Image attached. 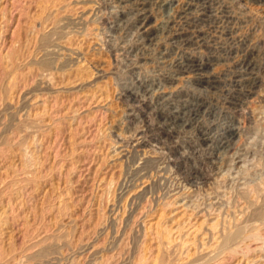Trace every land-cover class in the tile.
Wrapping results in <instances>:
<instances>
[{"label": "rangeland", "instance_id": "374dc122", "mask_svg": "<svg viewBox=\"0 0 264 264\" xmlns=\"http://www.w3.org/2000/svg\"><path fill=\"white\" fill-rule=\"evenodd\" d=\"M40 1L0 0V264H264L260 241L247 240L248 250L246 243L229 247L234 253L215 241L222 221L230 227L260 204L252 196L243 201L241 191L255 186L264 193V0H217L224 6L219 19L213 27L203 23L204 39L193 44L168 34L187 27L181 12L191 2L198 9L197 0H50V9ZM142 8L160 30L153 41L138 28ZM54 19L81 20L82 29L45 56L49 51L39 53L37 45ZM11 50L14 79L5 75ZM249 52L259 66L248 80L259 84L233 103V75ZM44 58L68 63L71 73L55 74L46 95H27L40 101L28 115L20 107ZM185 58L205 62L217 85H198L192 73L179 72L176 63ZM196 99L207 106L194 117L187 109ZM260 223L253 233L264 236Z\"/></svg>", "mask_w": 264, "mask_h": 264}, {"label": "bare ground", "instance_id": "6f19581e", "mask_svg": "<svg viewBox=\"0 0 264 264\" xmlns=\"http://www.w3.org/2000/svg\"><path fill=\"white\" fill-rule=\"evenodd\" d=\"M46 1H48V2H46ZM57 1V0H56ZM116 1V0H115ZM162 3H164V2H166V1H169V0H160ZM197 1H199V6H198V9H196V10H194V11H192V2L189 4V3H187V5H186V8L181 12V15H180V19H183V22L185 23V25H187V27H182L181 26V28H176V30H174V31H172V32H170L169 34H168V36L171 38V39H175V40H179L180 41V43L181 44H189V43H192V42H194V41H196V39H199V37H201L200 39H204V37L202 36V35H205L206 33H204V31L205 30H207V29H205L204 31L202 30V24L203 23H207V25H212V27L215 25V23H216V21L219 19V17L217 16V10L218 9H220L221 8V10H223V8H224V6H223V4L222 3H218V1L216 0H197ZM44 2H46L44 5H46L47 3H49L50 2V0H42V2L40 1L38 4L40 5V4H42V3H44ZM52 3H54L53 1H51ZM50 2V4H49V8L48 9H50V5L52 4ZM58 2V1H57ZM103 2V1H102ZM59 3V2H58ZM116 3V2H115ZM197 3V2H196ZM224 3V2H223ZM261 3V2H260ZM56 4V6H57V3H55ZM55 4H53V6L55 5ZM263 4V3H262ZM44 5L42 4L41 6L42 7H44ZM48 5V4H47ZM217 5V6H216ZM40 7V6H39ZM48 6H46L45 7V9L47 8ZM158 7V6H157ZM226 7H228V6H226ZM41 8V7H40ZM39 8V9H40ZM57 8V7H56ZM43 9V8H42ZM59 9V8H58ZM44 11V10H43ZM43 11H41V12H43ZM40 12V11H39ZM44 12H46V11H44ZM96 12V11H95ZM219 13H221V12H219ZM42 14V13H41ZM40 14V15H41ZM43 15V14H42ZM42 15H41V17H42ZM5 16V15H4ZM45 16V15H44ZM51 17V16H50ZM54 17V16H53ZM56 17V16H55ZM100 17V16H99ZM98 17V18H99ZM151 17V13L150 12H148L147 10H145L144 8H142V9H140L139 10V12H138V14H137V24H138V28H139V30L141 31V33L144 35V36H146V38L149 40V41H153V36L154 35H156V33H158L160 30L158 29V28H156V27H153V26H150V24H149V21H150V18ZM220 17H223V16H220ZM226 17H228V16H226ZM37 18V17H36ZM39 18H40V16H39ZM46 18H48V16L47 17H45L44 19V22L46 21L47 22V20L49 19H47L46 20ZM7 19V18H6ZM42 19V18H41ZM52 19V18H51ZM122 19V18H121ZM37 20H40V19H37ZM50 20V19H49ZM48 20V21H49ZM55 20V19H54ZM54 20H53V24H54V27H53V30L51 31V32H49L50 34H48V35H45V33L44 34H42L43 36H41V41L40 42H38L39 44L37 45L38 46V48H40V50H37L39 53L41 52V50H47V51H49V53H47V52H44V55L46 56L47 54H51L52 55V49L51 50H48L47 48L48 47H51V46H53V44L54 45H56L55 43H56V41H58V42H66V44H70L68 41H72L71 40V37H72V39H73V37L75 36V35H78L77 33H81V31H79L80 29H82V27L80 26V22H81V20H80V22H78V21H66V22H61V21H56L55 20V22H54ZM73 20V19H72ZM220 20H221V18H220ZM224 20V19H223ZM43 21V20H42ZM8 22V21H7ZM43 22V23H44ZM52 22V21H51ZM179 22V21H178ZM42 23V24H43ZM31 25L33 24V22L32 23H30ZM46 24V23H45ZM48 24V23H47ZM49 24H50V22H49ZM48 24V25H49ZM82 24V23H81ZM166 24H167V26H168V22H166ZM217 24H218V22H217ZM84 25V24H83ZM46 26V25H45ZM44 26V27H45ZM30 27V26H29ZM44 27H42L43 28V30L45 29V28H47L48 26H46L45 28ZM137 28V29H138ZM164 28V27H163ZM206 28V27H205ZM40 29V28H39ZM162 29V28H161ZM1 30V29H0ZM30 30V29H29ZM38 30V29H37ZM209 31V30H208ZM2 33V32H1ZM35 33V32H34ZM66 33V34H65ZM72 35V36H69L68 37V35ZM159 34V33H158ZM211 34V33H210ZM102 35H104V34H102ZM35 36V35H34ZM208 36V35H207ZM66 37V38H65ZM77 37V36H76ZM76 37H74V39L76 38ZM18 38H19V36H18ZM21 38V37H20ZM20 38H19V40L18 41H20ZM68 38V39H67ZM70 38V39H69ZM39 39V40H40ZM65 39V40H64ZM17 40V39H16ZM202 40H201V42H202ZM206 40V39H205ZM18 41H16V42H18ZM167 41V40H166ZM105 42V41H104ZM168 42V41H167ZM200 42V41H199ZM73 44H74V42H72ZM71 43V44H72ZM218 43V42H217ZM72 44V45H73ZM193 44V43H192ZM230 44V43H229ZM146 45V44H145ZM18 46H20L19 45V42H18V44H17V47ZM35 46H36V44H35ZM59 46V45H58ZM82 46V45H81ZM178 46V45H177ZM215 46V45H214ZM17 47H15V48H17ZM78 47L80 48V46L78 45ZM182 47V46H181ZM14 48V47H13ZM136 48V47H135ZM19 49H21V51H22V47H20V48H18V50ZM81 49V48H80ZM79 49V50H80ZM15 50H17V49H15ZM15 50H13V51H15ZM83 50V49H82ZM13 51L11 50L10 51V53L9 54H11L12 55V53H13ZM17 52V51H16ZM29 52V51H28ZM15 53V52H14ZM18 53V52H17ZM20 54V53H19ZM8 55V54H7ZM6 55V56H7ZM10 55V56H11ZM14 55V54H13ZM7 56V58L9 57V59H7V64H6V68H9L8 70L6 69V72H5V75H11L12 74V78L11 79H14V75H13V73L16 71V70H14L15 69V66H14V63L13 62H15V59H16V57H15V59H13L14 58V56H16V55H14V56ZM139 55V54H138ZM18 56V55H17ZM23 56V55H22ZM49 56V55H48ZM189 56V55H188ZM13 57V58H12ZM20 57V56H19ZM79 57V56H78ZM143 57V56H142ZM187 57V56H186ZM191 57V56H190ZM52 58V57H51ZM146 58V57H145ZM240 58V57H239ZM196 59V58H195ZM255 59V58H254ZM9 60V61H8ZM34 62H36V61H34ZM65 62V61H64ZM66 62H68V61H66ZM6 63V62H5ZM33 63V62H32ZM53 60L52 59H50V58H44V59H41L40 61H38V62H36V64L35 63H33V64H35V67L32 69V65L33 64H31V62L29 63L30 65V69H32V70H36V72H38V73H36L38 76H40V78H39V81L37 82V84H36V87L34 88V89H32V90H29V91H27L26 92V94H24L25 96L23 97V99H24V102H23V104L21 105L22 107H20V108H22V109H24L25 110V113H31V111L34 109V108H36L34 105H36L38 102H40V101H38V102H36L35 100L38 98V96H40L41 97V95H46L47 94V91H48V83H50V82H52L53 80H54V78H55V74L57 75V73L59 74V73H62V72H64V71H66L67 70V72L68 71H70V68H68L67 69V65H69L68 63H62V64H60L59 66H57V65H53ZM175 63V62H174ZM239 65H240V67L243 69L242 71H240L239 73L237 72V73H235L234 75H233V80H232V86L233 87H235V88H233L232 90H231V92L229 91V95H230V99L233 101V103H238L239 101H240V99H241V97H244V98H246V99H244L245 101L248 99V97L253 93V89L255 88V86L257 85V84H259V79L256 81V79L255 80H252V82H250L248 79H249V77H251V75H254L255 73H256V70H257V67L259 66L258 65V63L255 61V60H253V58L251 57V54H250V52L249 53H245V55L242 57V58H240V60H239ZM3 64V63H2ZM17 64V63H16ZM27 65H28V63H27ZM207 64L205 63V62H201L200 60L199 61H197V60H194V59H183L182 61H177V63H176V68H177V70H179V72L181 71V72H187V73H192L193 75H194V80H195V82L198 84V85H208L209 87H214L215 85H217V80L218 79H216V77L214 78V77H212V75L210 76V75H208V73H207V71L205 70V66H206ZM4 66V65H3ZM130 66V65H129ZM66 67V68H65ZM84 67V66H83ZM3 68V67H2ZM19 68V67H18ZM240 68V69H241ZM17 69V68H16ZM66 69V70H65ZM259 69H260V67H259ZM31 70V71H32ZM30 71V72H31ZM82 71V70H81ZM92 70H90V72H91ZM76 72V74L75 73H73V75L75 74L76 76H77V80H78V78H80L79 76L81 75V73H83V72H81L80 73V71H79V69L77 70V71H75ZM71 73V72H70ZM69 72H68V74H70ZM85 73V72H84ZM92 73V72H91ZM29 74V73H28ZM80 74V75H79ZM87 74V73H86ZM210 74V73H209ZM20 75V74H19ZM24 75V74H23ZM27 75V74H26ZM31 75H32V73H31ZM60 75V74H59ZM164 75V74H163ZM33 76H36V75H33ZM169 76V75H168ZM3 77V76H2ZM25 77V76H24ZM59 77V76H58ZM75 77V76H74ZM84 77V76H83ZM167 77V76H166ZM232 77V76H231ZM7 78V77H6ZM17 78V77H16ZM26 78V77H25ZM25 78H23L24 80H25ZM29 78V77H28ZM27 78V79H28ZM60 78V77H59ZM81 78H82V76H81ZM80 78V79H81ZM218 78V77H217ZM2 80V79H1ZM6 80V79H5ZM24 80H23V82H24ZM82 80V79H81ZM166 80V79H165ZM13 81V80H12ZM27 81V80H26ZM169 81H170V79H169ZM167 82H168V80H167ZM9 83V82H8ZM10 83H11V81H10ZM13 83H15V82H13ZM12 83V84H13ZM56 82H54V83H51L52 85L53 84H55ZM246 83H250L248 86H243V85H245ZM26 84V83H25ZM27 84H28V82H27ZM4 85V84H3ZM8 85V84H7ZM11 85V84H10ZM15 84H13L12 86H14ZM7 87V86H6ZM9 87V86H8ZM218 87V86H217ZM231 87V86H230ZM10 88H11V86H10ZM10 88H9V90L8 91H10ZM3 89V88H2ZM7 89V88H6ZM13 89V88H12ZM230 89V88H229ZM5 90V89H4ZM11 92V91H10ZM2 93V92H1ZM13 93V92H12ZM184 93V92H183ZM187 93V92H186ZM5 94H6V92H5ZM8 94H9V92H8ZM31 94V97L34 95L35 96V100H34V102L35 103H31V101H33V100H31V97L29 98L31 101H29V99H27L26 98V96L27 95H30ZM179 94V93H178ZM188 94V93H187ZM13 95V94H12ZM184 95V94H183ZM189 95V94H188ZM27 99V100H26ZM41 99V98H40ZM251 99V98H250ZM197 101H196V103L194 104V105H191L187 110V112H189L190 113V115H192V116H194L195 117V115L198 113V112H200V110H202L205 106H207L206 105V103L207 102H205L204 100H202V99H196ZM242 100V99H241ZM141 101V100H140ZM231 101V102H232ZM230 102V103H231ZM47 103V102H46ZM124 103V102H123ZM187 103V102H186ZM134 104H136V103H134ZM45 105V104H44ZM128 105V104H127ZM130 105H131V103H130ZM137 105H139V104H137ZM229 105V104H228ZM33 106H34V108H33ZM46 106V105H45ZM43 107V106H40V108L42 107V109H40V111L41 110H43V114H47V109H46V107L48 106H46V107ZM129 106V105H128ZM141 106L142 107H144V104L142 105L141 104ZM37 108H39V107H37ZM36 108V110H34V111H36V113H37V110H39V109H37ZM206 108V107H205ZM144 109V108H143ZM142 110V109H141ZM22 111V110H21ZM77 111V110H76ZM140 111V110H139ZM187 112H185V114L187 113ZM32 113L34 114V112L32 111ZM35 113V114H36ZM188 113V114H189ZM201 113V112H200ZM28 114V115H29ZM38 114L40 115V113L38 112ZM142 114V113H141ZM31 115V114H30ZM38 117H40V116H38ZM144 117V116H143ZM188 117V116H187ZM197 117V116H196ZM40 119V118H39ZM38 119V120H39ZM23 121L25 122V120L23 119ZM27 121V120H26ZM40 121H43L42 119H40L39 120V122ZM45 122H46V120H44ZM43 121V122H44ZM36 122V121H35ZM61 122V121H60ZM196 122V121H195ZM14 123V122H13ZM192 123V122H191ZM59 124V123H58ZM26 125V124H25ZM33 125V124H32ZM60 125V124H59ZM7 126V125H6ZM27 126V125H26ZM143 126V125H142ZM18 127V126H17ZM23 127H25V126H23ZM30 127L32 128V126L30 125ZM29 127V128H30ZM34 127V126H33ZM15 128V127H14ZM57 128V127H56ZM55 128V129H56ZM59 128V127H58ZM58 128H57V130H58ZM154 128V127H153ZM156 128V127H155ZM5 129V128H4ZM24 129V128H23ZM22 129V130H23ZM36 129V128H35ZM40 129V128H39ZM149 129V128H148ZM25 130V133H27V131H26V129H24ZM23 130V131H24ZM150 130V129H149ZM154 130V129H153ZM4 131H6V129L4 130ZM18 131V130H17ZM21 131V130H20ZM38 131V130H37ZM77 131V130H76ZM36 132V131H35ZM34 132V133H35ZM71 132V131H70ZM73 132V131H72ZM147 132V131H146ZM150 132V131H149ZM49 133V132H48ZM77 133V132H76ZM148 133V132H147ZM161 133V132H160ZM165 133V132H164ZM50 134V133H49ZM139 134H140V132H139ZM145 134V133H144ZM23 135H25V134H23ZM29 135V134H28ZM51 135V134H50ZM47 136V135H46ZM156 136V135H155ZM164 136H167L168 137V135L166 134V135H164ZM26 137V136H25ZM38 136H36V138H37ZM21 138H22V136H21ZM28 138V137H27ZM142 138H143V136H142ZM152 138V137H151ZM23 139V138H22ZM25 139V138H24ZM29 139V138H28ZM136 139V141H138V146H142V145H144L143 143H144V141H143V139H141L140 137L139 138H135ZM205 139H207V138H205ZM26 140V139H25ZM201 140H203L204 141V138L203 139H201ZM6 141H7V139H6ZM20 141H22V140H20ZM26 141H28V140H26ZM26 141H24V143L26 142ZM36 141V140H35ZM34 141V142H35ZM38 141V140H37ZM161 141V140H160ZM228 141H230V140H228ZM5 142V141H4ZM7 142H9V141H7ZM7 142H5V145H6V143ZM74 142V141H73ZM2 143V142H1ZM32 143V142H31ZM166 143V142H165ZM12 143H10V145H11ZM38 144V143H37ZM36 144V145H37ZM148 144V143H147ZM164 144V143H163ZM8 145V144H7ZM18 145V144H17ZM22 145V144H21ZM28 145V144H27ZM26 145V146H27ZM32 145V144H31ZM75 145V144H74ZM205 145V144H204ZM9 146V145H8ZM26 146L24 147V148H26ZM71 146V145H70ZM76 146V145H75ZM11 147H13V146H11ZM10 147V148H11ZM32 147V146H31ZM136 147V146H135ZM29 148V147H28ZM49 148V147H48ZM13 149H15V148H13ZM73 149V148H72ZM138 149V148H137ZM21 150V149H20ZM27 150V149H26ZM30 150V149H29ZM34 150V149H33ZM14 151V150H13ZM25 152V151H24ZM32 152V151H31ZM174 152V151H173ZM26 153V152H25ZM29 153V152H28ZM28 153H26V154H28ZM72 153V152H71ZM145 153V152H144ZM35 154H36V152H35ZM32 155H34V152H33V154ZM28 156V155H27ZM36 156V159L35 160H37V155H35ZM34 156V157H35ZM68 156V155H67ZM25 157V156H24ZM39 157V156H38ZM72 157V156H71ZM74 157V156H73ZM31 159V158H30ZM39 159V158H38ZM33 160V159H32ZM46 160V159H45ZM23 162H25V161H23ZM36 162H39V161H36ZM35 162V163H36ZM41 162V161H40ZM27 163V162H26ZM25 163V165L27 166V164ZM32 163H34V162H32ZM42 164V163H41ZM41 164H40V166H41ZM23 165V164H22ZM24 166V165H23ZM33 167H35V166H33ZM154 167V166H153ZM179 167H181V166H179ZM13 168V167H12ZM24 168H25V166H24ZM27 168H28V166H27ZM142 168V167H141ZM32 169V168H31ZM40 169V168H39ZM143 169H146V167H143ZM182 169V168H181ZM180 169V170H181ZM22 170H23V168H22ZM141 170V169H140ZM28 171V170H27ZM31 171V170H30ZM33 171V170H32ZM31 171V172H32ZM37 170H35L34 172H36ZM142 171V170H141ZM151 171V170H150ZM25 172H26V170H25ZM52 172V171H51ZM206 172V171H205ZM37 173H38V171L36 172V175H37ZM204 173V172H203ZM207 173V172H206ZM41 174V173H40ZM136 174V173H135ZM139 174V173H138ZM181 174V173H180ZM141 176V175H140ZM143 177V176H142ZM206 177V176H205ZM39 179L41 178V176L40 177H38ZM69 178H71V177H69ZM33 179V178H32ZM31 179V180H32ZM67 179H68V177H67ZM66 179V181L68 182V180ZM183 179V178H182ZM26 179H24V181H25ZM38 180V179H37ZM27 181V180H26ZM39 181V180H38ZM36 183H37V181H35ZM66 182V183H67ZM29 183V181L27 182V184ZM71 183V182H70ZM16 184V183H15ZM38 185V184H37ZM259 185H261V184H259ZM19 186V185H18ZM25 186V185H24ZM28 185H26V187H27ZM155 186V185H154ZM68 187H70V186H68ZM115 187V186H114ZM153 187V186H152ZM255 187V186H254ZM253 187V189L251 190H247L248 191V193H242L243 191H241V193H240V195H239V197L241 196V198L243 199V201H245V202H248L249 203V198L251 199L252 197H255V198H260L261 199V202H260V204L258 205V206H256V207H253L252 206V210L250 211L249 210V212H245V213H241L240 215H241V218L240 219H235L236 220V222L235 221H233V222H235V223H232V225L229 227H227L226 225L227 224H229V223H231V222H229V223H226L225 222V220L224 221H222L221 223L220 222H215L216 224H214L213 225V228H215L216 227V225L217 224H221V226H220V228H218L216 231L217 232H219V235L215 238L214 236V238H215V241H217L218 242V239L220 238V241H219V248H221V249H223V250H225L226 248H228L229 249V247H232L233 245H235V246H239L240 245V243H241V245L243 244V246H245V245H247V240H250V241H255V240H257V241H260L262 244H264V236H262L261 235V233H259V232H261V231H256L255 233H253V229H255L256 227L257 228H259L258 226H259V224H258V226H255L254 225V223L256 222V221H262L263 220V222H264V193H263V191H261L262 189H259L257 186V188H254ZM260 187V186H259ZM264 187V186H263ZM22 188V187H21ZM154 188V187H153ZM70 189V188H69ZM113 189V188H112ZM112 189H111V191H112ZM115 189V188H114ZM22 190V189H21ZM20 190V191H21ZM71 190V189H70ZM67 191H68V189H67ZM110 191V190H109ZM117 191V190H116ZM250 191V192H249ZM15 192V191H14ZM19 192V191H18ZM65 192V191H64ZM70 192V191H69ZM15 193H17V192H15ZM22 193V192H21ZM67 193V192H66ZM112 193V192H111ZM239 193V192H238ZM19 194V193H18ZM68 194V193H67ZM70 194H71V192H70ZM16 195V194H15ZM61 195V194H60ZM237 195V194H236ZM21 196H22V194H21ZM112 196H113V194H112ZM252 196V197H251ZM62 197V196H61ZM60 197V198H61ZM71 198V197H70ZM113 198V197H112ZM67 199V198H66ZM69 199V198H68ZM253 199V198H252ZM251 199V200H252ZM256 199V200H257ZM24 200V199H23ZM70 200V199H69ZM175 200V199H174ZM250 200V201H251ZM21 201H22V199H21ZM25 201V200H24ZM60 201V200H59ZM111 201H113V200H111ZM253 201V200H252ZM260 201V200H259ZM234 202V201H233ZM242 202V201H241ZM257 202V201H256ZM25 202H23V204H24ZM166 203V202H165ZM252 203V202H251ZM253 203H255V202H253ZM26 204V203H25ZM173 204V203H172ZM245 204H247V203H245ZM171 205V204H170ZM169 205V206H170ZM70 206V205H69ZM248 206V205H247ZM23 207H24V205H23ZM195 207V206H194ZM249 207V206H248ZM67 208H69L68 206H67ZM254 208V209H253ZM24 209H26L27 210V207L26 208H24ZM162 209V208H161ZM194 209V208H193ZM246 209V208H245ZM29 210V209H28ZM50 210V209H49ZM23 211H25V210H23ZM243 211H246V210H243ZM242 211V212H243ZM247 211H248V208H247ZM211 212V211H210ZM214 212V211H213ZM227 212V211H226ZM3 213V212H2ZM25 213L26 214H29V212H27V211H25ZM214 214V213H213ZM30 215V214H29ZM105 215H106V213H105ZM206 215V214H205ZM218 215V214H217ZM219 215H221L220 213H219ZM230 215V214H229ZM24 216V215H23ZM102 216H104V215H102ZM223 216H224V214H223ZM238 216V215H237ZM3 217H4V213H3ZM3 217L1 218V221H3ZM6 217V216H5ZM26 217H28V216H26ZM30 217V216H29ZM105 217V216H104ZM217 217V216H216ZM228 217V216H227ZM226 217V218H227ZM231 217V216H230ZM222 218H225V216L224 217H222ZM0 221V222H1ZM4 221H5V219H4ZM6 222V221H5ZM2 223V222H1ZM8 223V222H7ZM6 223V224H7ZM224 223H226V224H224ZM4 224V223H3ZM27 224V223H26ZM260 224H262L263 225V223H260ZM230 225V224H229ZM254 225V226H253ZM261 225V226H262ZM111 226V225H110ZM264 226V225H263ZM262 226V227H263ZM1 227V226H0ZM3 228V227H2ZM1 228V229H2ZM164 229L166 228V226L165 227H163ZM160 229V231L161 230H163L161 233L162 234H164V236L163 237H165V239H168V235L169 234H166V232L164 233V229ZM211 228V227H210ZM256 228V229H257ZM166 230V229H165ZM1 231V230H0ZM179 231V230H178ZM252 231V232H251ZM213 232H214V230H213ZM160 233V232H159ZM168 233V232H167ZM165 234H166V236H165ZM264 234V233H263ZM157 235H158V233H157ZM161 235H158L159 237H161ZM167 237V238H166ZM169 238H172V237H169ZM159 240H160V238H158ZM174 239V238H173ZM173 239H172V241H173ZM196 239V238H195ZM182 240V239H181ZM180 240V241H181ZM184 240H185V238H184ZM189 240V239H188ZM201 241H202V239H200ZM204 240V239H203ZM161 241H163V239H161ZM160 241V242H161ZM169 241H171V239L169 240ZM171 241V242H172ZM214 241V240H213ZM185 242V241H184ZM184 242H180L181 243V245L182 244H184L185 245V243ZM192 242V241H191ZM256 242V241H255ZM162 243V242H161ZM196 243V242H195ZM195 243H193V244H195ZM204 243H207V242H204ZM216 243V242H215ZM238 243H239V245H238ZM244 243H246L245 245H244ZM169 244H170V242H169ZM192 244V243H191ZM192 244V245H193ZM210 244V243H209ZM188 245V244H187ZM197 245V244H196ZM199 245V244H198ZM202 245V244H201ZM240 245V246H241ZM203 246V245H202ZM202 246H200V247H202ZM204 247V246H203ZM208 247V246H207ZM206 247V248H207ZM195 248H196V246H195ZM241 248V247H240ZM248 248H249V246L247 245V248H246V250H248ZM2 249V248H1ZM199 250H200V248H198ZM203 250H204V248H202ZM216 249H218V247L216 248ZM235 249H237V248H235ZM234 248H230L229 250L231 251V253H234V252H236V250H235ZM261 249H262V247H261ZM219 250V249H218ZM232 250H234L233 252H232ZM264 250V249H263ZM229 251V252H230ZM238 251V250H237ZM220 252V250L218 251V253ZM186 253H188V252H186ZM199 253V252H198ZM230 253V254H231ZM237 253H240V251L239 252H237ZM243 253V252H242ZM1 254V253H0ZM201 254V253H200ZM246 254H247V252H246ZM143 255V257H146V256H144V254H142ZM161 255V254H160ZM188 255V254H187ZM189 255H191V254H189ZM243 255V254H242ZM171 256V255H170ZM245 256V255H244ZM141 257V258H140ZM138 259L140 260V259H142V256H140ZM156 258V257H155ZM169 258V257H168ZM211 258V257H210ZM214 258V257H213ZM163 259V258H162ZM197 259V258H196ZM139 260H138V262H139ZM148 260V259H147ZM146 259H144V261H146V262H148ZM153 260V259H152ZM151 260V261H152ZM154 260H156V259H154ZM199 260V259H198ZM205 260V259H204ZM140 261H142V262H144L143 260H140ZM157 261V260H156ZM166 261V260H165ZM164 261V262H165ZM179 261V260H178ZM192 261H193V259H192ZM191 261V262H192ZM201 261V260H200ZM141 263V262H140ZM149 263V262H148ZM171 263V262H170ZM193 263H197L198 264V262H195V260H194V262H192V264ZM143 264H145V262L143 263ZM153 264H154V262H153ZM186 264V263H185Z\"/></svg>", "mask_w": 264, "mask_h": 264}]
</instances>
